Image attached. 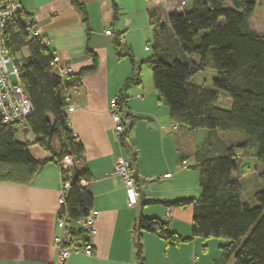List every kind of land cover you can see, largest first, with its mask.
Listing matches in <instances>:
<instances>
[{
    "label": "crops",
    "instance_id": "crops-1",
    "mask_svg": "<svg viewBox=\"0 0 264 264\" xmlns=\"http://www.w3.org/2000/svg\"><path fill=\"white\" fill-rule=\"evenodd\" d=\"M15 1L22 5L42 37L51 40L49 50L61 59L59 66L71 68L72 76L79 79V90L71 94L75 110L68 116L85 151L84 164L91 180L84 187L94 197L97 219L93 256L75 254L65 264H141L135 233L141 218L160 219L169 223L176 235L191 239L181 246L168 247L156 234L143 233L144 264H219L226 242L192 238L193 208L165 205L200 198L195 155L209 133L203 129L190 132L171 118L169 108L155 91L150 67L145 64L153 55L152 50H146L154 40L149 12L168 16L183 0H117L120 16L116 24L112 0H77L86 10L87 24L71 0ZM107 30L113 35L108 36ZM127 53L134 57V65ZM28 57V50L23 49L20 60ZM138 70L142 85L123 92ZM213 75L201 72L194 84L215 91L210 81ZM216 92L218 108L231 111L230 97ZM121 93L126 98L124 119L129 124L125 126L133 124L125 146L116 137L110 110L111 101ZM211 135L210 140L220 134ZM227 138L223 140L225 145H232ZM16 139L29 145L36 161L52 159L36 143L31 131L19 132ZM244 155L239 153V157ZM122 160H129L136 171L139 196L134 207L128 206L124 183L115 173V164ZM29 169L22 168L17 175ZM167 175L171 178H165ZM30 176L26 183L0 180V264H51L57 259L53 243L61 234L60 167L49 162ZM169 209L172 216L167 218ZM228 264H235L234 259Z\"/></svg>",
    "mask_w": 264,
    "mask_h": 264
},
{
    "label": "trees",
    "instance_id": "trees-1",
    "mask_svg": "<svg viewBox=\"0 0 264 264\" xmlns=\"http://www.w3.org/2000/svg\"><path fill=\"white\" fill-rule=\"evenodd\" d=\"M71 3L87 24L86 10L77 0ZM112 4L116 24L120 8L117 0H112ZM230 4L227 7L224 0H197L191 11L184 9L168 16L149 12L153 55L145 64L152 70L155 91L169 108L171 118L190 132L203 129L209 133L195 155L200 198L165 205L193 208L192 238L226 242L219 264H228L232 259L235 264H264V192L254 194L256 204L245 202L237 176L243 158L251 156L264 165V34H258L250 24L253 18L264 23V0H230ZM35 27L24 11L12 20L7 29V51L24 71L22 85L35 110L29 120L30 131L52 159H33L29 145L16 139L18 128L4 124L0 114V180L26 183L32 171L49 162L60 166L66 157H71L78 165L73 168L71 191L62 213L69 220L78 221L94 211V197L83 187V182L91 180L84 164L85 151L66 112L65 91L79 84V79L71 76L62 80L55 73L54 53L39 40H30V31ZM23 49L28 50L29 57L20 60ZM126 55L134 65V57ZM206 71L214 73L215 91L194 84L195 77ZM142 82L139 72L126 83L123 92ZM216 91L230 97L231 111L218 108ZM118 98L125 110V95L121 93ZM132 125L125 126L123 146ZM211 132L241 139L227 146L217 136L210 140ZM240 152L245 155L239 157ZM132 161L134 164L136 156ZM25 167L30 168L28 172L17 175ZM135 233L141 264L143 233L156 234L168 247L191 241L173 233L169 223L160 219L141 218ZM75 241L85 247L90 242L89 234L78 231Z\"/></svg>",
    "mask_w": 264,
    "mask_h": 264
},
{
    "label": "built area",
    "instance_id": "built-area-1",
    "mask_svg": "<svg viewBox=\"0 0 264 264\" xmlns=\"http://www.w3.org/2000/svg\"><path fill=\"white\" fill-rule=\"evenodd\" d=\"M157 1V0H155ZM186 3L183 1L177 10H183ZM23 13V7L15 0H0V114L4 124L15 125L19 132L30 131L29 120L34 115L35 110L33 104L22 85V77L24 71L21 67L12 61L7 51V29L12 20H16ZM30 26L29 22L25 23ZM106 34L112 36L113 32L107 30ZM39 40L45 48L50 47L51 40L43 38L39 28L35 27L30 31V40ZM150 51V47L146 48ZM61 59L58 56L54 57L53 69L55 73L65 80L72 76L73 71L68 67H60ZM12 65L11 69L9 68ZM16 79L15 83L13 79ZM79 90V84L65 91L66 112L71 114L75 110V105L72 101L71 94ZM111 115L115 123V133L117 139L122 140L126 133L124 125V108L120 104V99L115 98L111 101ZM184 167L187 162L182 163ZM71 157H66L60 164V172L62 179L61 195L59 204L61 211L59 214L58 228L61 234L54 239V247L58 252L57 259L51 264H65L73 255L84 254L92 257L94 253L93 237L95 235V222L97 213H93L86 219L71 221L67 215L62 213V208L66 206L71 184L73 181V168L77 166ZM115 173L118 175L125 187L127 204L129 207H134L137 204L139 196V184L136 179V171L133 164L129 160H122L115 164ZM171 178V175L165 176ZM85 182H83V187ZM167 218L172 216L171 210H167ZM78 231H84L89 234L90 242L85 246H81L75 241Z\"/></svg>",
    "mask_w": 264,
    "mask_h": 264
},
{
    "label": "rangeland",
    "instance_id": "rangeland-1",
    "mask_svg": "<svg viewBox=\"0 0 264 264\" xmlns=\"http://www.w3.org/2000/svg\"><path fill=\"white\" fill-rule=\"evenodd\" d=\"M183 1H185L186 3L184 7L186 11H191L195 3L197 2V0H183ZM224 1L226 5H230V0H224ZM182 2H180L177 5V8ZM183 10L179 9L177 11L179 12ZM250 24L253 30H255L258 34L260 35L264 34L263 22L253 18L251 19ZM11 67L12 65L10 64L9 68L11 69ZM148 70H150L153 81V73L150 68H148ZM211 80L212 77L210 78V81ZM13 81L15 83L17 82L15 78L13 79ZM124 121L127 125L129 124L127 123L128 121L126 119ZM223 136L219 135L218 139L224 140V138H227ZM240 139L241 138L237 136H231V137L229 136L226 140L236 144L237 142L240 141ZM237 176L241 179L242 189H243L242 191L243 200H245V202L250 203L252 205L256 204L254 200V194L261 191L264 192V165L263 164L259 165L256 161H254L253 157L249 156L246 157L245 159L243 158Z\"/></svg>",
    "mask_w": 264,
    "mask_h": 264
}]
</instances>
